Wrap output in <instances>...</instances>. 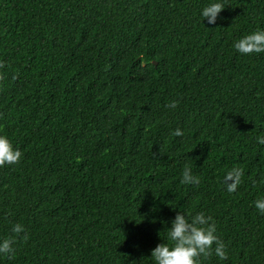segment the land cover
I'll return each mask as SVG.
<instances>
[{
  "label": "trees",
  "instance_id": "1",
  "mask_svg": "<svg viewBox=\"0 0 264 264\" xmlns=\"http://www.w3.org/2000/svg\"><path fill=\"white\" fill-rule=\"evenodd\" d=\"M257 30L264 0H0V135L23 154L0 168V264H155L177 212L227 247L201 264H264V53L234 48Z\"/></svg>",
  "mask_w": 264,
  "mask_h": 264
},
{
  "label": "clouds",
  "instance_id": "2",
  "mask_svg": "<svg viewBox=\"0 0 264 264\" xmlns=\"http://www.w3.org/2000/svg\"><path fill=\"white\" fill-rule=\"evenodd\" d=\"M225 10L224 3L214 2L206 6L202 10L204 20L208 24H215L219 14ZM234 48L243 55L253 53H264V30H257L254 33L244 36L239 41L235 42ZM5 65L0 63V68ZM5 79V76L0 74V82ZM178 106L177 101L170 102L166 107L175 109ZM173 135L176 137L183 136V132L177 128ZM259 144L264 145V137H257ZM22 152L14 149L11 141L0 135V168L5 165L18 164L22 158ZM243 169L234 167L229 170L224 176V183L229 193L237 191L242 182ZM230 182V183H229ZM182 184L199 185L200 178L194 176L189 165H185L182 173ZM260 183L264 184V177ZM255 206L261 213H264V199L255 201ZM216 224L211 216H205L204 213H197L195 216L186 217L184 214L177 212L175 219L171 222V227L168 228L167 237L171 242L160 243L151 251V259L155 264H201V257L204 259L213 255V252L221 260L228 258L227 247L220 237L216 234ZM12 232L16 237H20L23 233V240H28L26 229L22 224H14ZM14 237H8L0 242V254L10 255L14 257L16 243ZM215 245V248L213 246Z\"/></svg>",
  "mask_w": 264,
  "mask_h": 264
}]
</instances>
